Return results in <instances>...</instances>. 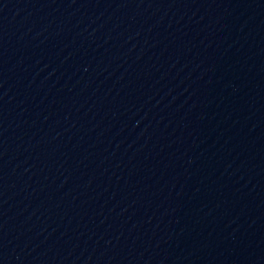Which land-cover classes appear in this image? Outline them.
<instances>
[{"label":"water","instance_id":"95a60500","mask_svg":"<svg viewBox=\"0 0 264 264\" xmlns=\"http://www.w3.org/2000/svg\"><path fill=\"white\" fill-rule=\"evenodd\" d=\"M0 264H264V0H0Z\"/></svg>","mask_w":264,"mask_h":264}]
</instances>
